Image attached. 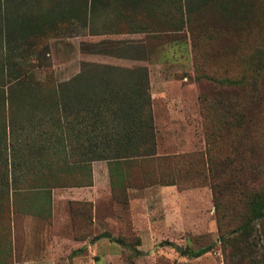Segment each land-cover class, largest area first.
<instances>
[{
  "label": "rangeland",
  "instance_id": "obj_1",
  "mask_svg": "<svg viewBox=\"0 0 264 264\" xmlns=\"http://www.w3.org/2000/svg\"><path fill=\"white\" fill-rule=\"evenodd\" d=\"M188 9L205 20L218 19V38L212 41V27L200 24L194 49L187 26L181 25ZM132 31H145L148 39L147 50H136L144 62L140 73L96 69L81 75L80 64L93 53L99 61L129 57L128 45H138L139 37L120 33ZM259 45L264 46V0H0V264L22 262L25 255L22 246L13 242L12 211L45 208L50 189L44 185L52 177L87 180L89 173L93 180L92 162L89 171H74L70 177L62 173L66 160L74 163L80 158L72 148L88 144L89 134L119 132L127 123L135 126L130 120L109 119L106 110L101 122L93 126L86 116L93 111L80 108L90 90L96 96L106 89L116 93L129 82L139 84L141 93L150 96L148 129L154 156L143 166L150 173L158 168L174 169V184L128 187L127 201L122 202L120 173L125 169L117 166L112 180L109 162H98L106 164L108 174L105 180H98L95 208L87 201L67 203L72 239L86 242L97 238L94 246L81 250L79 264H224L210 177L202 163L208 120L199 96H205L209 118L214 120L221 116L216 104L220 97L248 98L254 76L251 57ZM96 74L110 84L98 86L89 78L76 88L88 96L65 93L67 99H76L73 110L59 107L49 114L29 108L32 100L57 94L60 98V85L65 82ZM260 74L264 87V68ZM239 80L242 83H236ZM257 113L258 123L250 130V139L244 144L248 149L239 163L245 166L243 178L260 188L264 184V102ZM77 132L85 134L77 136ZM221 132L216 151L224 157L230 152L231 137ZM68 134L73 145L60 138ZM55 140L58 143L51 144ZM104 143L115 144L116 140L110 137ZM188 165L194 168L187 169ZM114 184L117 198L112 192ZM236 194L225 184L221 215L226 216V230L238 227L246 217ZM132 208L149 217L153 228L139 225L133 229L125 221ZM152 232L154 238L149 240ZM263 233L264 219L251 222L250 230L233 231L227 244L228 264H264ZM104 234L112 238L98 242ZM175 246L205 251L180 262ZM69 250L74 249L62 248L60 264L74 263L68 260Z\"/></svg>",
  "mask_w": 264,
  "mask_h": 264
},
{
  "label": "trees",
  "instance_id": "obj_2",
  "mask_svg": "<svg viewBox=\"0 0 264 264\" xmlns=\"http://www.w3.org/2000/svg\"><path fill=\"white\" fill-rule=\"evenodd\" d=\"M203 7V6H202ZM196 11L188 9L186 11V16L184 20H181V25L187 26L190 32L193 42L192 47L195 49L197 43L195 42V35L197 33V27L200 24L208 23L209 27H212L209 38L214 41L218 38L215 31L219 28L218 19L205 20L204 18L194 16ZM177 31L178 29H171ZM254 62V76L251 79L253 81L250 86L249 96L245 100L232 99L231 96L220 97L216 101L217 108L221 111V116L218 120L209 118V106L207 104L206 98L203 94H200L199 99L201 103V111L208 121L205 123V152L201 153L203 155L202 163L203 168L208 170L211 189L213 193V203L217 219V227L219 231V239L222 243V251L224 257V264H228L227 258V244L231 238L233 231L237 229L250 230V224L253 221H258L264 219V184L257 188L253 181L243 178V171L245 166L241 159L246 153L247 149L244 144L248 143L250 139V130L258 123V110L264 102V87L260 84L259 79L261 78V72H263L264 66V46H257L251 57ZM101 74H96L90 77L77 79L74 81L65 82V84L60 85L61 95L58 98L48 96L47 98L30 101L29 108L33 111L44 110L46 113H52L56 111L59 107L66 109L68 111L73 110L75 107L76 99H67L65 93L69 91L70 96H79L80 91L76 88L77 86H83V81H88V79H94V83L100 86L101 84H110L109 81L99 80ZM111 77V76H107ZM106 77V78H107ZM243 80H239L236 83H242ZM132 86V87H131ZM141 86L139 84L135 85L133 82L125 85V87H120L115 93L113 89H106L102 92H98L96 96L95 91L89 92L87 100H83L82 106L80 107L86 113L93 111V115H86L91 121L92 125L95 126L98 122H101L104 111H108L107 117L109 119L122 118L124 120H130V123L135 122V126L131 127L128 123L127 126L118 132L114 133H93L89 134L87 140L88 144H80L77 146H72V151H76L80 154V158L72 163L66 160L64 162L62 173L69 176L72 172L77 171L83 172L84 170H90V163L94 160H107L110 164L109 172L110 177L113 180L114 169L118 167H123L125 170H121L122 182L119 185L121 189L122 196L119 198L120 201L126 202V189L128 187H144L156 183L162 185L174 184V169L170 168V172H166L161 168L152 171L151 173L146 171L144 164L153 160L152 157L154 153L151 151L152 144L149 141L152 139L150 135V130L148 129L151 120V106H150V96H145L141 93ZM59 88L56 90L58 93ZM65 91V92H64ZM95 97L92 99V95ZM66 97V98H65ZM104 104V105H103ZM105 106V107H103ZM211 107V106H210ZM133 112L130 114V112ZM95 113V115H94ZM137 113V114H135ZM99 124V123H98ZM227 132V135L231 137V149L228 154L221 157L217 154L216 144L219 137H222L223 133ZM65 132L63 133V135ZM85 132H77V136L83 135ZM113 137L116 140L115 144H105L104 141ZM61 140L67 142V144H72V138L69 134L64 137L60 136ZM99 138V141H98ZM129 140L137 141L136 144L127 143ZM125 142V143H124ZM58 141L55 140L51 144H57ZM47 144V143H46ZM50 144V143H48ZM76 147V148H75ZM194 168L192 165H188L187 169ZM83 170V171H82ZM142 170V171H141ZM141 171V172H140ZM53 173V170L49 171ZM69 174V175H68ZM70 177V176H69ZM87 180H79L78 178H71V180H61L59 178H51L47 180L45 188L51 189L53 187H68V186H82L91 184V174H86ZM232 186L237 192V196L242 201L245 206V220L235 228L225 229V219L224 213L221 215L222 207V192L223 187ZM113 185V184H112ZM117 187L114 184L112 186V192L114 197L117 198ZM88 205V204H87ZM262 241L264 242V233L262 234ZM178 251L181 254L187 255L189 257H197L201 255L205 249H201L197 252H191L178 247Z\"/></svg>",
  "mask_w": 264,
  "mask_h": 264
},
{
  "label": "crops",
  "instance_id": "obj_3",
  "mask_svg": "<svg viewBox=\"0 0 264 264\" xmlns=\"http://www.w3.org/2000/svg\"><path fill=\"white\" fill-rule=\"evenodd\" d=\"M144 32V33H143ZM119 34V33H118ZM117 34V35H118ZM132 34L139 37L138 45L134 42L128 45L131 49L129 57L116 60H98L94 59L95 54H91L92 57L80 64V71L82 74H93L96 69H114V70H134L132 72H126L127 74L135 75L143 70L144 62L141 55L143 48L148 49V39L145 31H132V33H120V35ZM145 35V36H144ZM124 47V46H123ZM99 54V53H98ZM112 54V53H111ZM90 56V55H89ZM93 58V59H92ZM83 65V66H82ZM151 67L150 63L147 64V68ZM88 78V77H87ZM101 160L92 161V184L82 186H68V187H53L49 192L48 205L38 211H12L11 212V231L14 244H20L22 246L21 251L24 252V259L22 262H16V264H60L63 260L59 254L64 246L70 247L68 253V260H73V264H79V253L87 245L90 247L95 245V239L92 238L88 241H76L70 236V218L68 212L67 203L69 200L75 201H87L95 204L96 189L99 187V178L105 180L107 177L106 164H97ZM132 204V200H131ZM95 208V205L93 206ZM133 229H137L140 225L146 228L152 229L153 224L151 219L147 216L136 213L133 208L130 210L128 219ZM146 223V224H145ZM149 232V231H148ZM140 234V232H138ZM95 235V234H94ZM93 235V236H94ZM110 234H104L98 238V242L101 240L109 241L111 239ZM153 232L150 233L148 239H153ZM142 242L143 238H142ZM179 246H175L178 254V261L185 262L190 260L187 255L181 254L178 251ZM58 254V255H57ZM96 264V263H94Z\"/></svg>",
  "mask_w": 264,
  "mask_h": 264
}]
</instances>
